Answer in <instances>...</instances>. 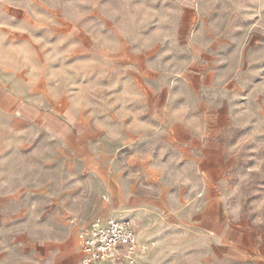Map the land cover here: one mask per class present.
Returning <instances> with one entry per match:
<instances>
[{"label":"rangeland","instance_id":"374dc122","mask_svg":"<svg viewBox=\"0 0 264 264\" xmlns=\"http://www.w3.org/2000/svg\"><path fill=\"white\" fill-rule=\"evenodd\" d=\"M9 94L72 119L74 136L17 119ZM188 134L216 145L205 167L221 171L223 216L264 249V0H0L8 262L32 259L43 237L112 219L122 193L130 206L166 193L189 200L202 156L181 150ZM177 222L149 234L152 264H259L229 241L219 254Z\"/></svg>","mask_w":264,"mask_h":264},{"label":"crops","instance_id":"0c3cea01","mask_svg":"<svg viewBox=\"0 0 264 264\" xmlns=\"http://www.w3.org/2000/svg\"><path fill=\"white\" fill-rule=\"evenodd\" d=\"M4 106L8 111L13 113L17 119L27 121L44 122L45 129L50 133L62 138H70L74 136L72 130V119L66 118L64 122L55 120L51 115L42 117L41 108L35 102H30L16 95H8ZM45 116V115H44ZM182 125L189 126V120L182 121ZM189 132V131H188ZM190 134V133H189ZM188 134V135H189ZM80 142V141H79ZM81 149L76 144L75 150ZM79 149V150H80ZM181 150L187 156L194 152L202 156L197 169V192L195 195L183 201L178 196V203H174L170 199L169 194L159 195L147 202L141 198H135L136 206L129 205L128 193L117 195L113 199L110 214L112 219L130 221L133 226L134 233L137 236L139 252L136 257L135 264H152L150 256L151 242L150 233L153 230L160 229V224H169L174 220L188 231H192L199 238L210 242L211 248L219 254L222 252V244L227 243L237 247L239 252L245 253L248 260L253 262L257 259V263L264 264V249L255 250V244L251 237L246 233L235 230L228 224V219L223 215V204L221 197V171L214 164L212 169L205 167V157H216V145L210 141H204L203 136H190L188 141L184 142ZM213 152V153H210ZM88 155V154H87ZM86 159L88 167L94 168L97 164L92 155ZM106 222L105 220H103ZM100 219L92 221L79 229L75 235L68 238H41L34 247L35 255L32 259L26 257L22 253V258L18 261L8 262L7 257L0 253V264H81L82 254L79 248L77 234L85 228H89ZM151 230V231H150ZM153 235V233H152ZM162 236V234H156ZM6 248V247H5ZM29 248V244L23 245L21 249L25 251ZM234 252H237L234 251ZM25 254V255H23Z\"/></svg>","mask_w":264,"mask_h":264},{"label":"built area","instance_id":"2783aa9c","mask_svg":"<svg viewBox=\"0 0 264 264\" xmlns=\"http://www.w3.org/2000/svg\"><path fill=\"white\" fill-rule=\"evenodd\" d=\"M81 264H135L139 245L132 223L110 219L78 232Z\"/></svg>","mask_w":264,"mask_h":264},{"label":"bare ground","instance_id":"6f19581e","mask_svg":"<svg viewBox=\"0 0 264 264\" xmlns=\"http://www.w3.org/2000/svg\"><path fill=\"white\" fill-rule=\"evenodd\" d=\"M137 237V236H136Z\"/></svg>","mask_w":264,"mask_h":264}]
</instances>
